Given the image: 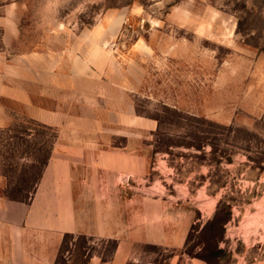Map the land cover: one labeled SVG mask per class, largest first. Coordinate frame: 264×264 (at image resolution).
<instances>
[{
  "label": "rangeland",
  "instance_id": "1",
  "mask_svg": "<svg viewBox=\"0 0 264 264\" xmlns=\"http://www.w3.org/2000/svg\"><path fill=\"white\" fill-rule=\"evenodd\" d=\"M3 8L20 30L12 53L48 44L113 75V150L134 156L126 177L113 176V218L129 204L139 221L165 210L164 228L151 230L181 239L143 246L150 261L264 264V0H0ZM14 114L0 129V194L26 199L57 131ZM73 239L56 264L96 253L107 261L114 250Z\"/></svg>",
  "mask_w": 264,
  "mask_h": 264
},
{
  "label": "crops",
  "instance_id": "2",
  "mask_svg": "<svg viewBox=\"0 0 264 264\" xmlns=\"http://www.w3.org/2000/svg\"><path fill=\"white\" fill-rule=\"evenodd\" d=\"M16 18L0 10V129L11 128L16 111L56 130L57 138L28 201L0 194V264H56L67 236L114 243L107 261L96 253L73 264H156L143 246H181L180 238L151 230L156 222L164 228L165 210L145 222L129 204L124 218H113V176L126 177L134 161L133 152L113 150V75L102 76L95 60L71 59L69 50L48 44L12 53L20 34ZM93 114L103 119L96 123ZM167 264L204 263L174 255Z\"/></svg>",
  "mask_w": 264,
  "mask_h": 264
},
{
  "label": "trees",
  "instance_id": "3",
  "mask_svg": "<svg viewBox=\"0 0 264 264\" xmlns=\"http://www.w3.org/2000/svg\"><path fill=\"white\" fill-rule=\"evenodd\" d=\"M9 130H10V129H9ZM50 154H51V152L48 154L46 160H44L43 163H42V172H43L45 166H46L47 163H48V160H49V158H50ZM42 172L39 174V176L37 177V179H36L35 182H34V191H35V189H36L37 184H38L39 181H40V178H41ZM33 193H34V192H32V193L30 192L29 197L26 198V199H20V198H17V197H13V196H11V195H9V194H4V195H5L6 197H8L9 199H12V200H19V201H24V202H26V201H28V200L30 199V197L33 195ZM67 237H68V236H67Z\"/></svg>",
  "mask_w": 264,
  "mask_h": 264
}]
</instances>
